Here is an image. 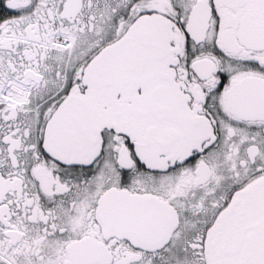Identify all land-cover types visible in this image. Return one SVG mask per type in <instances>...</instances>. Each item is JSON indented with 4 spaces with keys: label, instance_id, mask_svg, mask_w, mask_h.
Instances as JSON below:
<instances>
[{
    "label": "snow or ice",
    "instance_id": "obj_1",
    "mask_svg": "<svg viewBox=\"0 0 264 264\" xmlns=\"http://www.w3.org/2000/svg\"><path fill=\"white\" fill-rule=\"evenodd\" d=\"M0 264H264V0H0Z\"/></svg>",
    "mask_w": 264,
    "mask_h": 264
}]
</instances>
